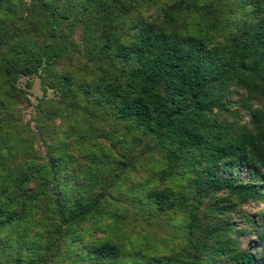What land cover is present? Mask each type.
Instances as JSON below:
<instances>
[{
	"label": "trees",
	"instance_id": "1",
	"mask_svg": "<svg viewBox=\"0 0 264 264\" xmlns=\"http://www.w3.org/2000/svg\"><path fill=\"white\" fill-rule=\"evenodd\" d=\"M60 1L32 0L26 16L33 15L31 31L41 41L36 48H33L34 44L21 48L16 43L18 29L13 27L14 19H9L14 16L12 0H0V10L5 15L0 19V75L2 84L10 93L23 92L16 84L19 77L40 75L42 69L50 71L62 56L70 53L67 49L70 39L61 29L60 21L68 19L71 10L59 11ZM198 2L186 1L185 13H181L178 6L172 10L165 9V26L160 29L147 24L138 12L131 14L124 0H72V6L81 12V17L76 20L83 24V49L87 60L107 76L100 86L105 90L100 95V107L104 106L120 127L131 125L141 130L148 138L146 150L159 154L166 163L163 177L177 174L179 165H182L183 172L200 168L202 179L194 183L200 196L226 188L238 202L246 203L250 199L264 197V110L258 108L253 111L255 132L244 128L236 133L219 122L213 111L226 110L230 106L224 96L231 85L245 87L249 92H264V0L210 3L203 5V14H195ZM249 6L262 14L250 33L231 44L209 47L208 31L228 24L232 14ZM189 27L206 33H187ZM44 82H47V85H42L44 92L50 87L58 91L65 102L69 99L72 102L80 92L85 95L92 92L84 83L75 91L66 75L55 77L50 74L49 80L44 79ZM183 159L186 160L185 165L181 163ZM101 160L105 164L93 165L89 176L91 186L96 179L104 180L106 177H116L112 180V184H116L120 176L133 167L135 157L123 149L118 159L109 157ZM48 161L51 169L42 165L38 170L41 186L30 196L32 200L37 195L47 194L49 187L53 183L56 185L57 176L63 174L66 163L62 156L52 153ZM226 161L247 166L260 184L232 183L221 178L219 165ZM111 163L116 164L115 169ZM104 165L109 168L107 173H103ZM221 168L229 169L226 165ZM143 194L144 197L137 199L153 203L156 211L152 217L171 209L174 212L186 211L191 227L200 226L197 224V207L188 200L176 201L170 189L145 190ZM116 198L110 197L106 191L78 196L73 200L59 195L51 208L55 240L46 245V250L67 242L68 251L69 245L82 239V233L73 234L71 230L88 220L96 223L108 217V207ZM138 205V211L143 213V207L140 203ZM29 209L26 201H21L18 211L0 205V225L26 218ZM253 223L260 241L258 253L250 248L234 246L231 237L221 240V235L229 230L228 224L215 229L205 226L204 235L194 240L190 256L192 264H206L208 259L220 264L224 257L227 264H264V207L259 220ZM103 228L102 223L94 227ZM237 234L243 235L244 231ZM91 249L86 256L92 264H125L121 261L123 248L120 244L114 245L103 239L99 246L91 245ZM45 256L43 253L26 260L16 256L10 264H46ZM172 257L178 258L177 255ZM173 258L154 257L149 263L168 264V261H174Z\"/></svg>",
	"mask_w": 264,
	"mask_h": 264
},
{
	"label": "rangeland",
	"instance_id": "2",
	"mask_svg": "<svg viewBox=\"0 0 264 264\" xmlns=\"http://www.w3.org/2000/svg\"><path fill=\"white\" fill-rule=\"evenodd\" d=\"M124 1L131 14L138 12L147 24L160 29L165 26L164 10L178 6L181 13H185L188 0ZM224 1L199 0L195 5L197 11H193L203 14V5L223 4ZM31 2L12 0L14 16L9 19H14L13 27L18 29L16 43L21 48L33 44V48H36V44L41 41L31 31L33 15L26 16ZM57 8L59 11L71 10L69 18L60 21L61 29L70 39L67 42L70 53L62 56L50 67V71L42 69L41 76L19 77L16 84L23 92L10 93L2 84L0 75V205L18 211L21 201H26L30 208L26 218L0 225V264H10L16 256L26 260L43 253H46V264H92L86 253L93 250L91 245L99 246L103 239L121 245V261L125 264H150V259L154 257L172 259V255L178 258H173L174 261H168V264H192L190 256L193 254L194 240L204 235V227L215 229L225 224H228L229 230L219 234L218 239L220 235L221 240L231 237L234 246L250 248L258 253L260 241L253 221L259 220L264 197L240 203L226 188L200 196L194 187L195 181L202 179L200 168L183 172L182 165H179L177 174L163 177L166 163L159 154H151L146 150L148 138L143 136L141 130L131 125L120 127L112 114L104 106L100 107V95L105 93L100 86L107 76L87 60L83 49V24L76 20L81 17V12L72 6V0H61ZM261 15L251 6L237 10L230 16L228 24L208 31L209 47H221L244 38ZM4 17L0 10V19ZM186 32L206 33L193 27H189ZM1 60L0 52V67ZM50 74L55 77L66 75L75 91L84 83L92 92L87 95L80 92L72 102L70 99L62 101L58 91L50 87L45 92L42 89L44 83L47 85L44 79L48 81ZM224 99L230 106L226 110L213 111L218 121L232 133L244 128L255 132L253 111L258 108L264 110V92H249L245 87L231 85ZM123 149L129 156L135 157L133 167L120 176L116 184H112L116 178L113 176L104 180L98 178L91 186L89 176L93 165L105 164L101 159L109 157L118 159ZM52 153L65 159L63 174L57 176L56 185L53 183L47 194L37 195L32 200L30 196L38 192L41 186L38 170L42 165L49 167L48 159ZM185 161L183 159L181 163ZM110 165L115 169V163ZM222 165L229 169L223 170ZM103 167V173H107L109 168L106 165ZM219 171L221 178L232 183L260 184V180L249 172L247 166L226 161L219 165ZM167 189H170L176 201L188 200L197 207L199 227H191L186 211L174 212L171 209L152 217L151 214L156 211L153 203L137 199L139 196L144 197L145 190ZM104 191L110 197H117L116 200L112 199L108 207L110 215L96 223L88 220L71 230L73 234L82 233V239L69 245L68 251L67 242L46 250V245L55 240L52 235L55 233L51 208L59 195L73 200L78 196L102 194ZM139 203L143 213L138 211ZM100 223L104 224V228L94 229ZM241 230L244 234L238 235ZM87 241H91L88 246ZM220 261V264L228 262L225 257ZM206 264L215 263L208 259Z\"/></svg>",
	"mask_w": 264,
	"mask_h": 264
}]
</instances>
